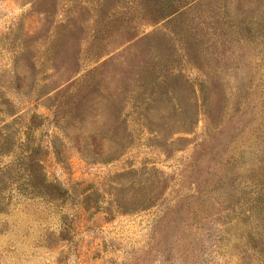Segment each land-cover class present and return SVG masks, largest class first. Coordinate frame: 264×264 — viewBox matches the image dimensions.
Segmentation results:
<instances>
[{
	"label": "rangeland",
	"instance_id": "rangeland-1",
	"mask_svg": "<svg viewBox=\"0 0 264 264\" xmlns=\"http://www.w3.org/2000/svg\"><path fill=\"white\" fill-rule=\"evenodd\" d=\"M0 141V264H264V0H0Z\"/></svg>",
	"mask_w": 264,
	"mask_h": 264
},
{
	"label": "trees",
	"instance_id": "trees-1",
	"mask_svg": "<svg viewBox=\"0 0 264 264\" xmlns=\"http://www.w3.org/2000/svg\"><path fill=\"white\" fill-rule=\"evenodd\" d=\"M0 143H1V141H0ZM3 149H5V147H3ZM7 150H5V152H3L4 154H8L9 152H6ZM3 168H5V167H3ZM1 172H2V174H5V169H1Z\"/></svg>",
	"mask_w": 264,
	"mask_h": 264
}]
</instances>
